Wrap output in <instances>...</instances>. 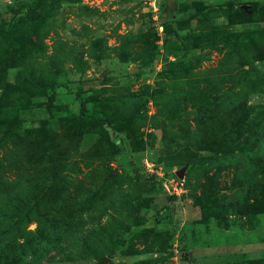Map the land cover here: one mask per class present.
I'll return each instance as SVG.
<instances>
[{
	"label": "rangeland",
	"instance_id": "rangeland-1",
	"mask_svg": "<svg viewBox=\"0 0 264 264\" xmlns=\"http://www.w3.org/2000/svg\"><path fill=\"white\" fill-rule=\"evenodd\" d=\"M167 2L0 0L25 264H264V0Z\"/></svg>",
	"mask_w": 264,
	"mask_h": 264
},
{
	"label": "trees",
	"instance_id": "trees-1",
	"mask_svg": "<svg viewBox=\"0 0 264 264\" xmlns=\"http://www.w3.org/2000/svg\"><path fill=\"white\" fill-rule=\"evenodd\" d=\"M263 109L261 107L260 111ZM251 152L253 154L252 150ZM261 153L262 148L259 145L254 154ZM43 197L46 202L56 200V196L50 194ZM30 205L28 199L12 198V201L4 204L0 201V264H25L29 256L43 249L45 235L41 232L37 235L38 230L27 231L28 224L33 219Z\"/></svg>",
	"mask_w": 264,
	"mask_h": 264
},
{
	"label": "water",
	"instance_id": "water-1",
	"mask_svg": "<svg viewBox=\"0 0 264 264\" xmlns=\"http://www.w3.org/2000/svg\"><path fill=\"white\" fill-rule=\"evenodd\" d=\"M167 4L170 7L171 6V0H168Z\"/></svg>",
	"mask_w": 264,
	"mask_h": 264
}]
</instances>
